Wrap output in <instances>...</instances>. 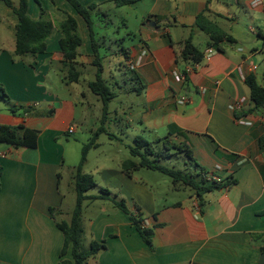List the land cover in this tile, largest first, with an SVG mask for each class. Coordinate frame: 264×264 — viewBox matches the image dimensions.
Returning <instances> with one entry per match:
<instances>
[{
  "label": "crops",
  "instance_id": "1",
  "mask_svg": "<svg viewBox=\"0 0 264 264\" xmlns=\"http://www.w3.org/2000/svg\"><path fill=\"white\" fill-rule=\"evenodd\" d=\"M79 1L84 6L96 5L92 18L103 58V78L109 83V78L116 77L114 72H119L124 86L130 85L120 92L122 87L116 81L119 92L114 91L111 103L119 101L114 109L109 105L106 130L111 116L127 108V127H133L136 119L148 141L169 138L174 145L190 148L194 163L189 162L191 169L187 172L215 173L227 181L226 186L199 199L194 190L175 185L169 177L175 192L187 193L171 202L168 194L157 197L153 187L141 183L136 173L146 168L130 169L128 162L136 161L131 154L121 162L120 170L99 168L110 193L104 196V188L100 193H87L99 199L84 203L83 240L87 249L95 241L105 243L106 250L88 264H264V108L249 112L253 105L245 81L252 75L264 87V0H143L124 7H117L113 0ZM257 1L261 4L256 5ZM240 7L256 15L244 34L236 29ZM41 8L55 29L46 53L35 59L33 67L12 59L15 39L9 48L0 47V82L15 106L26 104L31 108H20L16 113L0 111V124L23 125L39 132L36 148L0 147V264L61 263L64 234L58 223L71 220L63 210L65 196L61 189L67 153L64 138L79 131L76 103L82 99L89 104L84 101L87 95L81 85L89 68L93 80L96 73L91 35L83 17L66 0H29L33 20H40ZM121 11L128 12L118 15ZM205 11L208 19L235 42L224 41L221 51L214 49L216 53L204 57L187 80L180 81L177 75L196 65L179 60L186 40L192 37L203 54L211 49L208 35L196 27L197 17ZM69 16L77 20L83 38L77 83L67 81L59 45L62 33L58 23ZM15 21L14 37L16 17ZM100 22H107L113 35L100 34ZM50 72L56 73L71 98L47 91L45 79ZM126 72L133 76L128 77ZM92 81H87L89 96ZM124 94L128 99L135 95L142 98L138 100L140 105L127 104L122 100ZM182 97L188 98L185 105L179 104ZM241 98L248 100L245 108L231 110L230 106ZM137 106L141 108L138 112ZM239 113L253 126L237 123ZM70 128H74L73 134L68 133ZM99 146L97 140L93 149ZM78 165L70 177L74 192ZM111 196L130 204V213L141 217L143 227L154 231L152 247L133 221L113 204ZM96 204L100 206L92 209ZM65 258L72 259L71 251Z\"/></svg>",
  "mask_w": 264,
  "mask_h": 264
},
{
  "label": "trees",
  "instance_id": "2",
  "mask_svg": "<svg viewBox=\"0 0 264 264\" xmlns=\"http://www.w3.org/2000/svg\"><path fill=\"white\" fill-rule=\"evenodd\" d=\"M70 3L77 13L86 21L92 40V48L94 58L93 66L96 68L95 79L90 82L89 88L91 92L98 96L103 103V115L100 127L93 133V136L88 144L83 148L81 161L76 168L74 175V186L77 195L76 207L72 213L70 222H59L58 227L64 234V246L61 252L60 264H88L89 260L97 257L99 253L106 250L105 243L92 242L89 249L83 246V207L87 200H96L99 197L87 196V193L97 187V184L92 175L83 173V167L87 162L88 154L91 149L96 147L99 137L107 133L105 124L108 117L109 105L115 98L116 94L109 83L103 78V58L99 52V44L96 40L94 31V22L92 12L96 5L84 6L79 0H66ZM117 7H124L136 4L143 0H113ZM11 8L17 18V25L15 27V48L14 55L20 58L32 57L36 59L40 54L47 51V41L53 34L55 24L53 21L46 18V12L41 8V18L35 21L29 14V0H19L18 5L14 6L12 0H0ZM196 27L205 32L209 37L208 46L221 51L222 43L227 41L234 43L235 40L231 35L223 31L217 24L213 23L206 16V11L200 14L196 20ZM58 28L62 33V38L59 41L60 50L63 54V64L68 72V83H77L81 77L79 66V49L83 46V38L80 34V29L77 20L69 16L65 21L58 23ZM204 59V54L193 44V38L186 40L184 48L182 49L179 60L184 63H200ZM33 67V65H31ZM185 71V69H184ZM188 76L186 77L187 80ZM246 84L251 91L252 108L249 112H255L264 108V87L260 86L255 76L246 78ZM0 98L8 99L7 92L2 84H0ZM22 107L12 106L11 112L16 113ZM241 114H237V118ZM39 132L29 129L23 125L9 126L0 124V144H8L14 147L36 148ZM161 144V149H158V144ZM174 150V151H173ZM130 154L136 161L128 162L130 169L132 168H146L152 171L160 172L173 179L175 185H184L195 191L199 199L210 191L220 189L227 185V181L208 182L203 178V174L208 172L201 171V173L187 172L186 170H176L161 165V160L173 157L176 154H185L190 163H194L193 153L189 147L180 144L174 145L169 138L159 139L156 141H148L142 136H137L134 141V146L130 147ZM196 168L198 165L194 164ZM197 171V170H196ZM128 172V169H127ZM2 167L0 165V188H1ZM103 195H109V191L102 189ZM102 196V197H104ZM116 207L124 213L130 215L133 224L140 233L143 240L152 247V239L154 231L143 227V220L141 217L132 215L126 205L125 201H114ZM54 213V210H51ZM71 251L72 259L65 258L67 253Z\"/></svg>",
  "mask_w": 264,
  "mask_h": 264
},
{
  "label": "rangeland",
  "instance_id": "3",
  "mask_svg": "<svg viewBox=\"0 0 264 264\" xmlns=\"http://www.w3.org/2000/svg\"><path fill=\"white\" fill-rule=\"evenodd\" d=\"M15 4H18V0H12ZM12 9L7 7L5 4H0V47L2 48H9L10 45L14 42V25L16 23L15 21V15L14 13H11ZM237 17L240 19V21L236 25V29L238 32H241L244 34L246 31L245 28L253 24L252 19L255 18V13L252 10H248L247 8L240 7L237 10ZM13 12V11H12ZM128 11H121L118 12V15L127 14ZM131 15H133L132 12H130ZM264 18V14L261 15ZM246 24H245V23ZM99 27H97L98 32L100 34H109L113 35V30L110 28L109 24L107 22H100L97 24ZM105 32V33H104ZM12 59L15 62L23 61L25 64L31 67L33 63L35 62V59L32 57H26V58H20L16 57L14 54L11 55ZM264 69V63H261V71ZM92 69L89 68V70L86 72V80L81 85V87L86 90V95L84 101L89 102L88 103H82V99L80 102L77 101L76 103V112H75V124L78 125L79 131L74 134L68 136L65 141V146L67 149L66 153V162L64 164V167L62 169L63 171V181L61 184V189L65 196V202L63 205V210L67 213L68 220H70L72 213L76 207L77 203V195L74 192L73 188L71 187V174L73 171V168L77 166L82 158V152L83 148L86 144H88L92 138V132L95 131L99 125L100 121L102 119L103 115V103L101 99L98 96L93 95L90 93V96L87 93L88 86L87 81H92ZM128 77H132L133 73L126 72ZM116 75L115 79L109 78V84L113 88L114 91H118L119 89L116 85V81L119 82L122 89L120 92L130 88V85L128 87L124 86V79L119 72H114ZM59 79V78H58ZM94 81V80H93ZM0 84H2L0 82ZM3 85V84H2ZM45 85L47 87V91L54 95H59L61 98H71L68 93V89L65 85L62 84L61 80H57V75L55 72H50L48 77L45 79ZM4 87V85H3ZM5 88V87H4ZM83 89H81L83 91ZM8 95V99L0 98V111L8 110L10 111L12 106L16 105V102L12 100V98ZM125 95V94H124ZM124 100L127 104H132L135 102L137 105L139 101H142V98H138L136 95L129 98L125 95ZM74 99H76L75 96H73ZM80 99V96L78 97ZM96 99H100V102L98 103ZM139 100V101H138ZM119 100H114L110 104V108L114 109L117 102ZM22 109L24 111H28L31 108H29L26 104H22ZM141 110L140 107L137 106L135 108V111L138 112ZM128 109L122 108L118 116H111V119L108 120L107 125V132L105 134H102L99 139L98 143L100 144L99 148L92 149L88 155V162L84 166V171L86 174L92 175L94 177V180L96 184L98 185V188L93 189L90 191L89 194H95L100 193V190L104 188L105 190H109L107 188V184L104 182V178L102 173H100L99 168H108V169H114V170H120L121 169V162L127 160L130 158V153L128 146L134 145V139L136 136L141 135L143 138H146L145 134L142 133L138 128V122L137 120L133 119L132 122L133 127H127V123L129 122V117L126 115ZM93 130V131H92ZM111 135H114L119 140L112 139ZM150 137V136H149ZM10 147L8 144H0V147ZM189 159L185 154H176L173 157L162 159L161 165L176 169V170H187L191 169L189 164ZM136 176L139 178L142 184L147 185L149 187H153V190L157 194V197H161L163 195H167V200L173 201L180 199L182 197H186L187 193H177L172 189V181L169 177L160 174L158 172H153L147 169H142L141 172L136 173ZM73 184H74V178H73ZM111 189V188H110ZM111 201H117L115 200L114 196L110 197ZM120 202V201H117ZM111 204V203H110ZM115 205V204H114ZM128 209L129 205L126 203ZM100 206L99 204H96L92 207L98 208ZM112 207V204L110 205ZM121 211V210H120ZM130 211V210H129ZM126 214V213H125ZM129 219H131L130 215L126 214ZM84 237V236H83ZM84 239V238H83ZM85 240V239H84ZM84 240H83V246H84ZM85 248V246H84ZM87 249V248H85Z\"/></svg>",
  "mask_w": 264,
  "mask_h": 264
},
{
  "label": "built area",
  "instance_id": "4",
  "mask_svg": "<svg viewBox=\"0 0 264 264\" xmlns=\"http://www.w3.org/2000/svg\"><path fill=\"white\" fill-rule=\"evenodd\" d=\"M261 4V1H257L256 5ZM216 53V50L214 49H208L205 51L204 53V57H210L212 54ZM198 65V63L196 65H192L189 66L187 68H185V71H183L181 74L177 75V79L180 81H186V77L189 76L194 68ZM135 64H131V67H134ZM188 102V98L187 97H182L179 100V104L180 105H185ZM248 100L247 98H241L238 101H236L234 104H232L230 106L231 110L233 111H241L243 108H245V106L247 105ZM237 123L242 124V125H246V126H253V122L252 121H248L247 119L243 118V117H239L237 118ZM75 132L74 128H70L68 133L69 134H73ZM203 178L206 179L208 182L212 183V182H222V178H220L219 176H217L215 173H208V174H203Z\"/></svg>",
  "mask_w": 264,
  "mask_h": 264
}]
</instances>
